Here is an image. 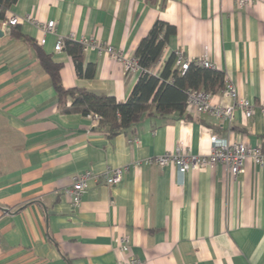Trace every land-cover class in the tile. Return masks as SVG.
<instances>
[{
	"label": "crops",
	"instance_id": "0c3cea01",
	"mask_svg": "<svg viewBox=\"0 0 264 264\" xmlns=\"http://www.w3.org/2000/svg\"><path fill=\"white\" fill-rule=\"evenodd\" d=\"M31 15L8 25L5 19ZM174 25L152 72L181 51L196 61L207 51L214 68L237 93L264 100V0L239 7L236 0H15L0 19V264H115L134 256L146 264H264V164L246 159L233 177L221 163L178 175L174 165L146 164L148 157L182 141L207 154L210 137L264 145V111L230 125L209 115L171 113L143 117L133 129L109 137L90 115L64 113L42 50L59 63L64 88L81 87L124 101L140 69L126 72L104 52H82L77 73L58 37L94 39L128 56L152 23ZM55 33L39 45V25ZM217 92L213 102L231 103ZM70 98L66 97V105ZM138 138L139 144L129 143ZM127 167L113 185L92 184L73 206L64 190L78 172ZM130 245L122 255L118 239Z\"/></svg>",
	"mask_w": 264,
	"mask_h": 264
},
{
	"label": "trees",
	"instance_id": "16d2710c",
	"mask_svg": "<svg viewBox=\"0 0 264 264\" xmlns=\"http://www.w3.org/2000/svg\"><path fill=\"white\" fill-rule=\"evenodd\" d=\"M14 2L15 0H0L1 20ZM175 32L174 25L160 19L152 23L134 51L133 56L140 68V75L124 101H118L113 95L94 93L81 87L64 88L59 74L61 65L42 50L37 51V59L51 79L61 111L97 114L98 128L111 137L133 129L143 117L165 118L171 113L184 115L186 92L189 89L217 93L223 87L222 71L203 67L196 61H190L183 72L178 71L174 66V52L169 54L157 74L152 73V68L161 58L168 37ZM63 47L74 61L77 73L91 77L94 72L93 65L88 64L84 72L82 70L81 44L65 39ZM66 97L70 98L68 106Z\"/></svg>",
	"mask_w": 264,
	"mask_h": 264
},
{
	"label": "built area",
	"instance_id": "2783aa9c",
	"mask_svg": "<svg viewBox=\"0 0 264 264\" xmlns=\"http://www.w3.org/2000/svg\"><path fill=\"white\" fill-rule=\"evenodd\" d=\"M239 7L252 4V0H236ZM25 20L32 22L34 19L31 15H26L22 19L17 16H9L5 19L8 25H16L20 21ZM41 36L38 38L37 43L43 45L45 43L46 34L55 33V21L48 20L39 25ZM65 39L69 37H58L54 50L60 51L63 48ZM82 46V51L88 49H96L99 52H104L113 59H116L122 64L126 72L140 69L137 60L134 56H128L121 50L114 48L110 44L101 43L94 39H81L78 41ZM174 66L178 71L183 72L187 68L190 61L184 58L181 51H175ZM196 62L206 68H214L213 63L209 59L207 51L199 57ZM157 74L158 72L153 71ZM219 93L230 98L231 103L213 102L214 93H210L203 89H189L186 92L185 111L192 116L200 114H209L215 117L221 125H230L234 119V113L237 109L241 110L244 117L250 118L256 106L264 111V100L259 101L258 105L253 104L250 100L241 97L229 78L224 77V85ZM98 122L99 116L97 114H89ZM129 143L139 144L138 138L129 140ZM246 159H250L255 164H264V145L255 144L250 145L244 141H230L226 138H220L217 135L210 137V151L207 154H194L182 142H178L175 149L166 151L161 155L148 157L144 160L146 164H154L158 166L174 165L178 175L183 176L190 169H198L208 164L221 163L225 166L227 171L235 177L236 174L243 171V164ZM127 167H109L102 172H95L93 170H85L73 175L72 183L69 188L64 190V194L69 197L73 206H78L82 193L92 184H106L113 185L118 183L124 174ZM130 245L126 237H120L117 243V249L124 255L128 253ZM115 264H146L144 260L134 256L124 257L117 259Z\"/></svg>",
	"mask_w": 264,
	"mask_h": 264
}]
</instances>
